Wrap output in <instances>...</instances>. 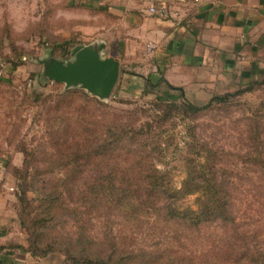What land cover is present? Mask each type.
Returning <instances> with one entry per match:
<instances>
[{
    "label": "rangeland",
    "instance_id": "1",
    "mask_svg": "<svg viewBox=\"0 0 264 264\" xmlns=\"http://www.w3.org/2000/svg\"><path fill=\"white\" fill-rule=\"evenodd\" d=\"M71 2L0 0V166L5 169L0 174V186L8 183L14 189H6L14 198V234L25 248L30 247L35 241L33 218H37L48 192L44 187L55 188L60 183L62 172L58 173L59 163L54 162L58 147L53 138L60 136L72 142L80 135L78 121L80 126L98 123L101 127L109 122L142 126L167 120L157 122L158 130L167 131L162 141L168 148L163 161L156 163L158 169L170 172L172 185L179 189L186 180V158L196 156L187 144L198 142V146L212 150L220 181L229 186L233 224L215 222L193 230L158 216L132 222L118 209L98 213L84 208L77 194L71 192V197L65 195L68 212H61L50 223L40 247L66 246L69 239L76 244L75 240L85 237L96 242V250H108L114 242L120 252L155 254L161 259L187 258L194 264H236L244 253L264 261V165L252 160L257 155L264 157V83L240 85L221 95L230 94L226 104L214 103L188 115L183 109L157 103L154 96L144 97L140 90L122 91V82L105 101L81 89L66 90L62 84L43 83L39 60L48 56L69 59L76 47L92 42L94 32L104 25L102 19H96L94 10H86L82 2L71 6ZM65 40H72L68 57L66 44L57 47ZM122 66L124 78L128 77L126 73L140 71L126 63ZM210 100L189 102L201 108ZM202 150L198 151L202 154ZM90 167L85 166V176H90ZM50 168L54 174L49 173ZM25 182L32 188L27 191L28 200L20 201L18 194ZM197 199L198 195L189 196L180 205L196 210ZM61 256L60 264H72Z\"/></svg>",
    "mask_w": 264,
    "mask_h": 264
},
{
    "label": "trees",
    "instance_id": "2",
    "mask_svg": "<svg viewBox=\"0 0 264 264\" xmlns=\"http://www.w3.org/2000/svg\"><path fill=\"white\" fill-rule=\"evenodd\" d=\"M62 44L67 45L65 50L68 57L72 50V40L57 43V47L62 48ZM17 66L16 63L13 68ZM258 82L264 83V78L247 85L252 86ZM83 96L87 97L85 93ZM143 96H154L157 103L167 104L170 109H183L186 115L206 110L214 103L226 104L230 98V94L214 96L205 107L199 108L189 102L182 90L170 86L163 77L150 76L146 79ZM165 121L167 120H156L142 126L109 122L101 127L98 123L80 126L78 121L80 135L72 142L60 136L53 138L54 145L58 147L54 162L59 163L58 173L62 172L58 180L60 183L55 188H50L49 185L44 187L48 192L44 194L42 206L38 208L37 218H33L35 241L24 250L34 258L63 254L66 263L72 264H194L192 259L187 258L161 259L155 254L120 252L114 242L110 243L108 250H96L93 248L96 242L86 240L85 237L75 240L76 244L69 239L66 246L52 244L40 247L42 239L51 228L50 223L61 212H68L69 208L64 207L65 195L71 197V192L73 195L77 194L84 208L98 213L102 209L109 213L118 209L132 222H141L147 216H158L175 226L193 230H200L215 222L222 225L233 224L229 186L220 181L213 160L216 155L212 150L204 145L198 146V142L187 144L189 152L196 156L186 158V180L179 189L172 185L170 172L158 169L156 163L163 161L168 148L163 146L162 141V134L167 131L158 130L157 122ZM199 148L203 149L202 154L198 151ZM252 160L264 165L262 155H257ZM86 165L91 166L90 176H85ZM49 173L54 174L53 168H50ZM29 188H32L30 182L21 185L18 194L20 201L28 200ZM194 195H198L197 209H183L180 202ZM236 264H264V261L244 253Z\"/></svg>",
    "mask_w": 264,
    "mask_h": 264
},
{
    "label": "crops",
    "instance_id": "3",
    "mask_svg": "<svg viewBox=\"0 0 264 264\" xmlns=\"http://www.w3.org/2000/svg\"><path fill=\"white\" fill-rule=\"evenodd\" d=\"M153 1L71 2L74 7L80 2L90 6L84 8L104 22L89 44L104 42L106 56L120 62L122 91L142 93L149 76L163 77L189 100L208 101L264 78V0H202L178 20L148 15ZM122 62L140 71L124 78ZM9 186H0V264L62 263L59 254L34 258L24 250L12 229L14 198L6 190Z\"/></svg>",
    "mask_w": 264,
    "mask_h": 264
},
{
    "label": "water",
    "instance_id": "4",
    "mask_svg": "<svg viewBox=\"0 0 264 264\" xmlns=\"http://www.w3.org/2000/svg\"><path fill=\"white\" fill-rule=\"evenodd\" d=\"M106 44L96 41L76 47L69 59L48 56L39 60L43 70L41 81L62 84L66 90L81 89L105 101L110 99L119 83L121 64L105 54Z\"/></svg>",
    "mask_w": 264,
    "mask_h": 264
},
{
    "label": "built area",
    "instance_id": "5",
    "mask_svg": "<svg viewBox=\"0 0 264 264\" xmlns=\"http://www.w3.org/2000/svg\"><path fill=\"white\" fill-rule=\"evenodd\" d=\"M201 1L202 0H156L153 4L149 5L147 13L148 15L161 20H178L181 14L192 7L198 6ZM4 173L5 169L0 166V174ZM6 189L10 192L14 190L13 188Z\"/></svg>",
    "mask_w": 264,
    "mask_h": 264
}]
</instances>
